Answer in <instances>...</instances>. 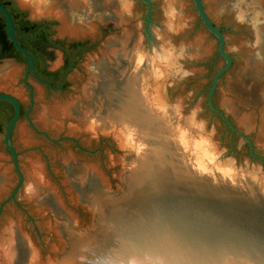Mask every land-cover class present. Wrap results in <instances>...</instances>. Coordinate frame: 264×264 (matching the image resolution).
Returning <instances> with one entry per match:
<instances>
[{
    "label": "rangeland",
    "instance_id": "374dc122",
    "mask_svg": "<svg viewBox=\"0 0 264 264\" xmlns=\"http://www.w3.org/2000/svg\"><path fill=\"white\" fill-rule=\"evenodd\" d=\"M15 1L31 21L52 24L55 38L83 43L87 50L68 75L66 89L53 92L29 79L34 88L30 121L23 117L12 136L25 180L0 217V264H74L76 258L62 256L66 237L101 229L104 213L99 203L105 195L115 198L138 151L131 118L124 121L113 114V94H128L114 85L124 77L136 92L129 94L130 101L159 116L174 108L181 120L173 126L177 138L182 137L179 141L199 170L223 177L248 175L264 187V167L249 156L248 144L209 108L208 92L225 60L193 0H152L149 29L147 7L137 0ZM202 2L233 57L214 103L264 159V0ZM165 26L168 34L160 43V58L147 55L150 37ZM61 65L62 55L55 53L50 68ZM24 74L25 68L0 61V93L15 96L27 111ZM4 124L0 120V128ZM88 181L92 191L81 190ZM18 183L0 133V205Z\"/></svg>",
    "mask_w": 264,
    "mask_h": 264
},
{
    "label": "water",
    "instance_id": "95a60500",
    "mask_svg": "<svg viewBox=\"0 0 264 264\" xmlns=\"http://www.w3.org/2000/svg\"><path fill=\"white\" fill-rule=\"evenodd\" d=\"M140 1L147 6L149 29L153 2ZM193 2L202 24L217 38L219 55L225 60V65L212 80L207 97L209 108L231 132L248 144L249 156L264 167V159L254 152L250 139L214 103V94L222 77L232 68L233 57L226 52V37L211 22L202 0ZM0 14L8 39L28 62L25 74V84H28V75L35 72L33 57L18 43L12 17L1 4ZM114 85L128 94H113V114L123 116L124 121L126 117L131 118V126L138 136V151L128 164L124 186L115 198L109 200L105 195V200L99 203L104 213L98 223L101 229L67 236L68 247L63 258H76L74 264H110L120 252L129 251L144 260L153 255L164 264H264L262 183L253 181L248 175L223 177L217 171L202 172L177 138L173 126L181 120L173 107L159 116L156 110L151 111L148 106L128 99L129 94L136 92L130 90L125 77ZM166 92L165 84L161 93L165 95ZM137 94L144 101L143 95ZM0 102L9 103L14 109L5 128L4 143L19 177L10 197L0 205L1 217L5 207L22 189L25 179L12 142L14 129L21 118V103L6 93H0ZM29 112H26L28 121ZM93 187L88 181L80 189L92 191ZM23 257L29 259L28 251H23Z\"/></svg>",
    "mask_w": 264,
    "mask_h": 264
},
{
    "label": "flooded vegetation",
    "instance_id": "af4514ba",
    "mask_svg": "<svg viewBox=\"0 0 264 264\" xmlns=\"http://www.w3.org/2000/svg\"><path fill=\"white\" fill-rule=\"evenodd\" d=\"M3 1L9 3L10 11L7 9L6 10L9 14L10 12L12 14L11 17L13 18L12 20L15 27L16 39L18 43L33 57L35 72H30L27 78L28 84H25V74L28 68V62L25 57L21 55L16 49L15 50L20 54V56L12 52L11 58L0 59V61L8 60L13 62L17 66L25 68L23 83L29 90L30 108L28 110H30L31 112L34 105V98H32L34 95V88L32 85H30L29 79H33L38 85L47 90L52 91V89H55V91L53 92H58L66 89L68 84L67 77L71 73V70L75 68L81 55L85 52V50H87V46L80 42H70L67 40H60L55 38L52 24H50L51 26H49V23L46 22H33L29 19L27 13L18 5L15 0H0V2ZM137 1L145 5L142 1ZM1 17L2 15L0 14V18ZM34 24L37 25L34 29V32H24L23 27H26L28 25L32 26ZM55 53H60L62 55V65L58 69L52 70L50 68V63L53 60ZM5 54L6 53L2 52L0 49V56H3ZM21 107L22 113L20 120L23 117H26V112L28 111H24V107L22 104ZM7 110L8 114H14L13 106L12 111L9 108ZM2 114L3 112L0 110V115Z\"/></svg>",
    "mask_w": 264,
    "mask_h": 264
},
{
    "label": "bare ground",
    "instance_id": "6f19581e",
    "mask_svg": "<svg viewBox=\"0 0 264 264\" xmlns=\"http://www.w3.org/2000/svg\"><path fill=\"white\" fill-rule=\"evenodd\" d=\"M95 2V0H94ZM97 4V2H95ZM99 3V2H98ZM166 30L163 29L161 31H158V33L155 36L150 37L151 41H150V50L147 52V55H153L154 57H157V59L160 58V51L159 49L163 48V45H160L161 41L166 37V35L168 34V28L167 26ZM161 60V59H160ZM150 61V60H148ZM167 107V106H166ZM168 108V107H167ZM166 110V109H165ZM176 128V127H175ZM181 128V127H180ZM182 132V131H181ZM185 133V132H184ZM179 134V133H178ZM179 136V135H178ZM181 136V135H180ZM184 136V135H182ZM182 138V137H179ZM184 139V138H183ZM185 140V139H184ZM184 142H187L186 140ZM194 142V141H193ZM199 143H196V145ZM195 146V145H194ZM201 146V145H198ZM197 146V147H198ZM196 148V147H195ZM201 148V147H200ZM206 149V148H204ZM194 150V149H193ZM207 150V149H206ZM208 151V150H207ZM195 155V154H194ZM196 158V156L194 157ZM198 158V157H197ZM205 158V157H204ZM196 160V159H195ZM194 160V161H195ZM197 161V160H196ZM202 169V168H201ZM223 174V173H222ZM236 175V174H235ZM257 182V180L255 181ZM150 255V254H149ZM114 259V260H113ZM112 259V261H110V264H164L162 261L159 260V258L154 257L153 255H150L146 258V260L144 259H140L139 257H137L136 255L131 254L129 251H123L120 252L119 255H116L114 258ZM37 264V263H36Z\"/></svg>",
    "mask_w": 264,
    "mask_h": 264
},
{
    "label": "trees",
    "instance_id": "16d2710c",
    "mask_svg": "<svg viewBox=\"0 0 264 264\" xmlns=\"http://www.w3.org/2000/svg\"><path fill=\"white\" fill-rule=\"evenodd\" d=\"M0 4L2 6H4L5 9L9 10V3L8 2L3 1V2H0ZM10 15L12 16L11 12H10ZM36 26H37L36 24H34L32 26L28 25L26 27H23V30H24V32H34L35 31L34 29L36 28ZM49 26H51V25L49 24ZM0 49L2 52L6 53L5 55L0 56V59L11 58L12 52L16 53L18 56H20V54L15 50L11 41H9V39L7 37L6 28H5V21L2 17L0 18ZM8 108L11 109V111H12V106L9 103L0 102V110L3 112V114L0 115V120H5V124L2 126L3 128H0V133H4V134H5V128H6L7 124L9 123V121L13 117V114L12 115L8 114V110H7Z\"/></svg>",
    "mask_w": 264,
    "mask_h": 264
}]
</instances>
